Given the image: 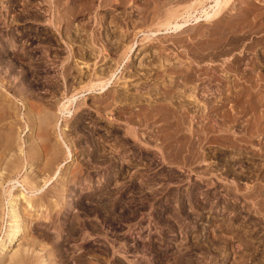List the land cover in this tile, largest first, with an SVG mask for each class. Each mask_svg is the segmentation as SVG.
Listing matches in <instances>:
<instances>
[{"label":"rangeland","instance_id":"374dc122","mask_svg":"<svg viewBox=\"0 0 264 264\" xmlns=\"http://www.w3.org/2000/svg\"><path fill=\"white\" fill-rule=\"evenodd\" d=\"M220 1L0 0V174L59 196L0 257L264 264V0Z\"/></svg>","mask_w":264,"mask_h":264},{"label":"bare ground","instance_id":"6f19581e","mask_svg":"<svg viewBox=\"0 0 264 264\" xmlns=\"http://www.w3.org/2000/svg\"><path fill=\"white\" fill-rule=\"evenodd\" d=\"M216 3H215V9H217L219 6H220V0H214ZM211 15H212V13H210ZM210 14H207L206 16H205V19L206 18H208V17H210L211 15ZM178 25V24H177ZM179 26V25H178ZM4 53V52H3ZM1 54V53H0ZM3 55V54H2ZM0 59H2L1 57H0ZM4 60V59H3ZM2 62V61H1ZM7 136H8V134H6ZM12 135V134H11ZM4 136V135H3ZM10 136V135H9ZM8 136V137H9ZM8 137H7V141L10 143V141L11 140H13L12 138H14L13 136H12V138H11V140L9 139L8 140ZM5 139H6V137H5ZM2 140V139H1ZM4 140V139H3ZM6 141V143H7V145H9L8 144V142ZM14 142V141H13ZM1 143V142H0ZM3 143V142H2ZM2 143H1V145H2ZM11 143H12V141H11ZM37 144V143H36ZM35 144V145H36ZM3 145H4V143H3ZM12 145H13V143H12ZM11 144L9 145V146H12ZM39 144H37V146H38ZM14 146V145H13ZM34 146V145H33ZM0 147H2V146H0ZM5 147V146H4ZM19 147H20V144H19ZM19 147H17V148H19ZM36 147V146H35ZM15 148V146L14 147H12L11 149H10V147H9V149L10 150H12V149H14ZM16 148V149H17ZM27 148H29L30 149V146L29 147H27ZM27 148L25 149V150H27ZM32 148V147H31ZM2 149H4V148H2ZM1 149V150H2ZM5 149H8V148H5ZM15 149V150H16ZM35 149H38V151L40 150L39 149V147H36ZM20 150V152H18L17 151V154L19 155L20 153V155L21 156H18L17 154H16V156H18V158H15L14 156V158H15V160L13 161L12 160V163L10 162V161H8V162H10V163H8L7 164V166L9 165V167L8 168H6V173L5 174H0V234L4 231V235H3V237L5 236V238L3 239V242L1 243L3 246H5V244H6V247H10V246H12V243L13 242H16L17 240H21L25 235L24 234H26V227H25V224L23 223V222H25L27 219L26 218H28V217H32V213L33 212H35V211H37L38 210V208L39 207H44V206H46L45 208H47L46 210H48L49 209V211L48 212H50V214L51 213H53V209L55 208V207H57V206H55V203H54V200H56V198L57 197H59L57 194H56V198L54 199V200H47V198L45 199V195H43V194H40L39 196V198L38 199H34V197H33V195L34 194H36L35 192H37L38 190H40L41 189V186L42 185H40L39 184V179L37 178L38 176H32L31 174L30 175H26V177H24L23 179H22V181H20V180H18V179H15V177H16V175H17V173H15V172H18V171H20L22 168H24V156H23V154H24V150L23 149H19ZM33 150H34V148H33ZM33 150H32V152H31V154L34 156V153H33ZM8 151V150H7ZM70 151V150H69ZM2 152V151H1ZM4 152H5V150H4ZM29 152L30 151H28V152H26V153H28V155H29ZM40 152V151H39ZM23 153V154H22ZM36 153H38L37 152V150H36ZM55 153V152H54ZM70 153V152H69ZM3 155V154H2ZM28 155H27V162L29 161H31L32 160V157L31 156H29V158H28ZM40 155V154H39ZM71 155V154H70ZM37 156V158H38V155H36ZM3 158H0L1 160H3L4 159V156H2ZM56 158V157H55ZM20 159V160H19ZM34 159H36V158H34ZM49 159V158H48ZM47 159V162H49V160ZM52 159H53V157H52ZM52 159L50 160V162L49 163H51V161H52ZM5 160V159H4ZM3 160V161H4ZM11 160V159H10ZM21 160H23L24 162H22ZM37 160V159H36ZM40 160V159H39ZM38 160V161H39ZM7 161V160H6ZM6 161H4V162H6ZM37 161V162H38ZM43 161H45L46 162V160H42V162ZM33 162H35V160L33 161ZM32 162V163H33ZM36 162V163H37ZM40 162H41V160H40ZM47 162L45 163V165L47 164ZM53 162V161H52ZM56 162V161H55ZM39 163V162H38ZM44 163V162H43ZM27 164V163H26ZM40 164H42V163H40ZM54 163H52V167H54V165H53ZM5 165V164H4ZM35 165H37V164H35ZM39 165V164H38ZM37 165V166H38ZM49 165V164H48ZM51 165V164H50ZM1 166L3 167V165H2V163H1ZM43 166V165H42ZM2 167H0L1 169H2ZM5 167V166H4ZM40 167V166H39ZM45 167V166H44ZM50 168V167H49ZM48 168V169H49ZM23 170V169H22ZM1 171V170H0ZM0 173H2V172H0ZM11 173H15L16 175H12ZM36 173H37V171H36ZM46 173V172H45ZM54 173V172H53ZM47 174V173H46ZM49 174V173H48ZM47 174V175H48ZM56 174V173H55ZM36 175V174H35ZM49 176V175H48ZM53 176H55V175H53ZM74 177V176H73ZM40 178H42V177H40ZM50 178V177H49ZM38 179V180H37ZM44 182V181H43ZM6 183V185H7V183H8V186L6 187V190H5V192L3 191L4 189H3V187H4V184ZM40 183H41V181H40ZM48 183V182H47ZM18 184H20L21 186H22V188H23V191H20V190H18ZM45 184H46V182H45ZM40 185V187H38ZM18 187V188H17ZM44 187V186H43ZM3 189V190H2ZM63 189V188H62ZM42 191V190H41ZM52 191V190H51ZM53 191H55V188H54V190ZM56 191H58V190H56ZM62 191V190H61ZM64 191V190H63ZM62 191V192H63ZM39 192V191H38ZM67 192V191H66ZM48 193H50V192H48ZM56 193V192H55ZM54 193V194H55ZM58 193V192H57ZM63 193H65V191L63 192ZM62 193V194H63ZM27 194H28V197H27ZM59 194V193H58ZM62 194H60L61 196H62ZM66 194V193H65ZM30 195V196H29ZM35 196V195H34ZM49 196V197H48ZM55 195H53V197H54ZM4 197L7 199V205H5L4 204ZM47 197H48V199H50V195H48L47 194ZM62 197H60L59 199H61ZM22 199H25V202L22 200ZM52 199V198H51ZM58 199V198H57ZM22 200V201H21ZM23 202V203H22ZM56 202V201H55ZM57 205V204H56ZM55 206V207H54ZM56 209V208H55ZM37 213H38V211H37ZM46 214V213H45ZM41 215V214H40ZM36 216V215H35ZM45 217H48V214H47V216H45ZM50 217H52V214H51V216ZM43 218H44V216H43ZM49 219V218H48ZM25 220V221H24ZM29 220V219H28ZM44 220H46L47 221V219L45 218ZM54 220V219H53ZM51 221V220H50ZM26 223V222H25ZM53 224H55V223H53ZM52 224V225H53ZM58 226H59V223H56ZM54 225V226H57V225ZM70 224H72L73 225V223H70ZM69 224V225H70ZM75 224V223H74ZM61 225V224H60ZM62 226V228L64 227L63 225H61ZM71 227V226H70ZM76 227H77V225H76ZM53 228V227H52ZM55 229H56V227H54ZM72 228V227H71ZM50 229V228H49ZM57 229H58V227H57ZM69 229V228H68ZM75 230V229H74ZM76 230L77 231H79L77 228H76ZM53 231H54V229H53ZM44 232H46V230L44 231ZM48 232V231H47ZM46 232V233H47ZM55 232H56V230H55ZM55 232L53 233V234H55ZM69 232V231H68ZM74 232H76V231H74ZM73 232V233H74ZM70 233H72V232H70ZM78 233V232H77ZM48 234V233H47ZM50 234V237L52 236V234L51 233H49ZM43 235H44V233H43ZM69 235V234H68ZM71 235V234H70ZM77 235V234H76ZM55 236H57V234L55 235ZM72 236H75L74 234L72 235ZM102 236V235H101ZM46 237V236H45ZM48 238H49V236H47ZM58 237V236H57ZM25 238V237H24ZM47 238V239H48ZM54 238V237H53ZM54 239H56V238H54ZM51 240H53V239H51ZM58 240V239H57ZM56 240V241H57ZM31 241V240H30ZM36 241V240H35ZM55 243H56V241L55 240H53ZM28 242V241H27ZM32 244H33V242H31ZM35 243V245H36V242H34ZM27 244V243H26ZM29 244H30V242H29ZM35 245H33V246H35ZM37 245L39 246V243H37ZM36 245V246H37ZM14 246L15 245H13V248H14ZM32 246V245H31ZM35 246V247H36ZM37 246V247H38ZM24 245L21 247V248H18L17 250H15L13 253H8V254H10V256L7 254V252L6 253H3L2 255H1V257H0V264H34L37 260H41L40 259V257L39 256H36V258L38 257L39 259H35L36 261H34V259L32 260V261H34V263H32V261L30 262V261H28V260H30L31 259V256H33V254L30 256V250L31 249H25L26 247H24ZM32 248H34V247H32ZM42 248H44V247H42ZM45 249V248H44ZM43 249V250H44ZM33 250V249H32ZM34 251V250H33ZM47 251V250H46ZM32 253V252H31ZM7 255V256H6ZM36 255V254H35ZM35 255H34V257H35ZM30 256V258H28ZM43 257V256H42ZM81 258V257H80ZM84 258V257H83ZM83 258H81V259H77L78 261L79 260H82ZM48 259V258H47ZM47 261V260H46ZM51 261V260H50ZM49 261V262H50ZM64 261V260H63ZM62 261V262H63ZM78 261H77V263H78ZM83 261V260H82ZM44 262V261H43ZM42 261L40 262V263H43ZM84 262H88V260L86 261V259H85V261ZM83 262V263H84ZM46 262H44V264H45ZM35 264H37V263H35ZM52 264V263H51ZM63 264V263H62ZM64 264H65V262H64ZM79 264H81L80 262H79ZM88 264H90L89 262H88Z\"/></svg>","mask_w":264,"mask_h":264}]
</instances>
